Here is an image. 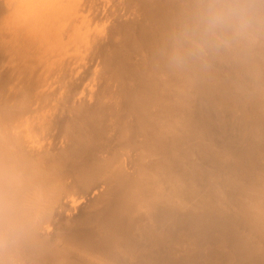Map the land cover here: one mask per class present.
<instances>
[{
    "label": "bare ground",
    "instance_id": "6f19581e",
    "mask_svg": "<svg viewBox=\"0 0 264 264\" xmlns=\"http://www.w3.org/2000/svg\"><path fill=\"white\" fill-rule=\"evenodd\" d=\"M0 264H264V0H0Z\"/></svg>",
    "mask_w": 264,
    "mask_h": 264
},
{
    "label": "clouds",
    "instance_id": "9594fccd",
    "mask_svg": "<svg viewBox=\"0 0 264 264\" xmlns=\"http://www.w3.org/2000/svg\"><path fill=\"white\" fill-rule=\"evenodd\" d=\"M244 14V10L239 7L216 5L207 10L206 20L210 28L224 27L233 21H236L238 26H242Z\"/></svg>",
    "mask_w": 264,
    "mask_h": 264
}]
</instances>
